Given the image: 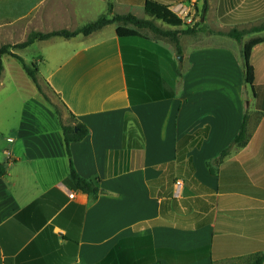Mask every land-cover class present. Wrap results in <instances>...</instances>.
Instances as JSON below:
<instances>
[{
    "label": "crops",
    "instance_id": "0c3cea01",
    "mask_svg": "<svg viewBox=\"0 0 264 264\" xmlns=\"http://www.w3.org/2000/svg\"><path fill=\"white\" fill-rule=\"evenodd\" d=\"M144 1L16 0V36L75 30L105 14L110 3L115 14L148 19ZM179 2L192 4L190 15L200 13V24L196 32L179 33L183 57L175 81L167 79L159 51L149 50L158 57L164 83L157 93L164 98L131 102L117 23L87 36L32 44L50 47L39 54L40 74L90 132L71 143V155L60 121L50 113L41 111L45 116L32 134L14 132L20 143L0 177V264H235L239 257L264 256V100L253 106L220 101L228 85L199 84L202 68L229 73V67L204 62L212 55L230 56L229 64L238 55L244 64L242 44L264 38V31L242 43L225 33L262 26L264 0H208L206 9L203 0H177L171 6ZM211 15L221 27L209 32ZM140 41L131 39V46ZM261 50L264 56V43L251 54L255 82L263 75L255 63ZM175 51L171 57L180 55ZM138 55L131 51V61ZM235 66L245 69L239 61ZM246 112L253 117L249 143L216 164ZM14 134L2 137L12 143ZM211 142L215 149L204 160L202 178L193 155ZM71 163L82 177L99 179L97 200L71 186Z\"/></svg>",
    "mask_w": 264,
    "mask_h": 264
},
{
    "label": "rangeland",
    "instance_id": "374dc122",
    "mask_svg": "<svg viewBox=\"0 0 264 264\" xmlns=\"http://www.w3.org/2000/svg\"><path fill=\"white\" fill-rule=\"evenodd\" d=\"M15 5L16 0H0V48L3 45H16L26 40L22 39L23 37H21V35L20 38H17L19 34L16 36L18 29L14 21L17 15ZM25 5L26 4H24V6L21 5L20 8H24ZM138 14L139 16H145L144 12ZM153 21H155V24L158 27L164 30L174 29L161 21L154 19ZM199 23L200 13L196 14L194 17L193 27L197 28ZM111 27H114V25L110 26V29ZM220 27L221 25L219 20L215 16L211 15L207 24L208 31H216L217 29H220ZM240 28L241 27L237 29L241 30L242 28ZM141 31L151 40L137 42V45H143L146 49L153 52H157L158 50L159 54H161L160 57H162V66L164 68L165 75H167V79L169 81L174 79L175 81L179 74L178 64H180L179 61H181L180 57H183V54H180L177 57L176 55H172L171 57V54H169V51L171 53L176 52V44L173 38L170 36L163 37L161 35H157L150 29L144 28L141 29ZM219 45L220 44L217 43V46ZM47 48L48 50L50 49V47L46 44H35L26 49L12 47L10 50L12 53L22 57L26 64L31 65L33 62H36L39 67L42 60L39 54L42 50L47 52ZM262 53L263 51L261 50L257 52V56L255 55V63H259V70L263 74L261 77L259 75L257 81L255 82V95L251 86L247 85L245 81V69H236L235 62L238 63L239 61L240 67L244 64H242V59H239L240 57H238V55L234 57L235 53L233 54L234 58H232L233 63L230 61V64L229 59H231V57L228 55L221 57L220 54H216L210 56L209 59H205L204 62H208V65H211L212 67H222L225 71L229 67V73L220 75V69L212 72L211 67L209 68V72L205 73V68H202L201 74H204V76H202L199 84L210 86L215 84H226L230 88L226 93H224L226 98H223L220 101H226L229 99L232 102H238V100H243L247 103L250 102L253 106L255 102L264 100V56ZM3 65L4 71L0 79V82L4 83V85L0 86V163H4L7 156H10V151L13 152V150L17 147L16 144L20 143H17L18 136H15L14 132L25 129L26 132L32 134L30 130L35 125L38 126L39 117L45 116L42 113L43 111L46 114L50 113L58 118L54 107V105H57L62 121L65 124L73 123V119L67 113L57 95L54 94L49 85L43 79L40 72L38 74V80L44 94L39 91L37 85L29 76L21 61L14 57L13 54L4 55ZM168 88L171 90V87ZM38 108L40 111H38ZM252 118L253 117H251V120ZM41 125L45 124L41 122ZM12 134H14L16 142H7V140H4L2 137L3 135L11 136ZM213 144L214 143L211 142L207 144L203 150L194 151L193 158L196 163V167L198 168L199 176L202 178L206 176L204 160L213 154L211 153L213 152L211 150H213V148L215 149V144ZM201 264L209 263L204 262Z\"/></svg>",
    "mask_w": 264,
    "mask_h": 264
},
{
    "label": "trees",
    "instance_id": "16d2710c",
    "mask_svg": "<svg viewBox=\"0 0 264 264\" xmlns=\"http://www.w3.org/2000/svg\"><path fill=\"white\" fill-rule=\"evenodd\" d=\"M177 0H145L144 1V10L149 17L148 19L139 18L131 13L128 14H115L113 13V6L110 3L108 6V10L105 14L99 16L96 20L90 21L82 25L81 27L75 30H54L51 32H40V31H32L27 39L21 43L16 45H3L0 48V79L2 77L4 71L3 65V57L6 54H13L14 57L19 59L23 64V67L29 74V76L33 79L35 84L37 85L39 91L43 93L42 87L38 80V74L40 69L36 62H33L31 65H28L24 62V59L15 53H12L10 48H27L34 44L39 40H48L52 37H63V38H73L80 34L82 35H90L91 33L98 31L105 27L108 24L117 23L119 26L116 29L117 36L122 41L121 47L123 52L124 64H125V72L127 76V83L129 86V97L132 103H143L149 102L152 100H157L160 98H164L163 94H158L159 91L158 85L160 84L163 87V79L160 76V67L158 65V57L156 54L150 52L143 45H133L131 46V39H139L141 41H150L151 39L141 32V29H150L157 35H161L163 37H172L179 54H181L180 46H179V33H193L198 29L193 27L194 25H185L184 21L175 15L171 10L170 6L173 2ZM204 5L203 8L206 9L208 0H203ZM154 20H158L167 24L171 28H182L185 25V29L182 30H164L158 27L155 24ZM200 24V23H199ZM198 24V25H199ZM264 31V24L262 26L254 27L252 29H242L239 30L237 28H233L225 35L235 39L237 42L242 43L244 37L253 32ZM211 32V31H210ZM264 43V38H255L245 43L243 46V57H244V65H245V81L247 85H250L252 91L255 95V69L251 64V54L252 50L255 46ZM131 51L136 53L140 52V55L135 56L134 60L131 61ZM44 94V93H43ZM173 95V90H169L168 97ZM56 109L57 116L60 121V125L63 131L64 140L67 148V152L71 155L70 145L73 142H80L85 139L90 130L88 126L82 122H79L75 116L70 113L71 118L73 119V123L65 124L61 115L58 111L57 105H54ZM250 114L248 112L245 113L239 132L233 139L232 143L225 148L219 158L215 160L217 164L224 157H226L233 147L243 148L246 147L250 140V132H249V122H250ZM236 165L239 166L238 163ZM209 169L212 173H215L214 167L212 163L208 164ZM7 172V165L5 163H0V177L4 176ZM69 181L71 186L79 190L89 196L91 201L97 200L99 194L101 193V189L99 186V179L96 178H84L82 177L74 165L71 163V172ZM189 260H185L188 262ZM235 264H264V256L262 253H254L247 256L239 257Z\"/></svg>",
    "mask_w": 264,
    "mask_h": 264
},
{
    "label": "built area",
    "instance_id": "2783aa9c",
    "mask_svg": "<svg viewBox=\"0 0 264 264\" xmlns=\"http://www.w3.org/2000/svg\"><path fill=\"white\" fill-rule=\"evenodd\" d=\"M192 4L189 2H179L171 6L170 10L177 15L179 18H181L185 23L188 25L194 24V18L191 17L192 12ZM177 194L181 193L182 190V183L181 181H177ZM74 193H69L70 198H74Z\"/></svg>",
    "mask_w": 264,
    "mask_h": 264
},
{
    "label": "water",
    "instance_id": "95a60500",
    "mask_svg": "<svg viewBox=\"0 0 264 264\" xmlns=\"http://www.w3.org/2000/svg\"><path fill=\"white\" fill-rule=\"evenodd\" d=\"M202 20H204V19H202ZM180 60H182V57H180Z\"/></svg>",
    "mask_w": 264,
    "mask_h": 264
}]
</instances>
